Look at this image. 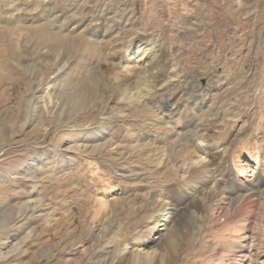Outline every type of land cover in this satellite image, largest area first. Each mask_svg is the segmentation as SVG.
Returning a JSON list of instances; mask_svg holds the SVG:
<instances>
[{
	"label": "rangeland",
	"instance_id": "obj_1",
	"mask_svg": "<svg viewBox=\"0 0 264 264\" xmlns=\"http://www.w3.org/2000/svg\"><path fill=\"white\" fill-rule=\"evenodd\" d=\"M136 37L155 40V63L170 81L123 106L113 100L117 65ZM54 51L56 61L47 55ZM201 93L213 101L194 124L198 134L170 135ZM48 94L56 105L43 110ZM232 111L247 135L227 152L228 166L237 167L264 133V0H0V251L24 240L0 264H115L109 240L146 238L147 216L170 197L173 174L195 168L187 157L192 140L227 133ZM103 126L106 139L84 141L86 151L67 145ZM214 155L207 149V159ZM244 167L238 179L250 175ZM103 196L106 211L97 216ZM187 209L174 220L185 224ZM206 217L199 247L208 251L205 233L215 220ZM183 243L171 264H190L194 243Z\"/></svg>",
	"mask_w": 264,
	"mask_h": 264
},
{
	"label": "bare ground",
	"instance_id": "obj_2",
	"mask_svg": "<svg viewBox=\"0 0 264 264\" xmlns=\"http://www.w3.org/2000/svg\"><path fill=\"white\" fill-rule=\"evenodd\" d=\"M47 15H44L41 19L48 22ZM97 19L99 20V18ZM85 21L86 23H84ZM87 22H89L88 18L80 24L87 26ZM103 23H105L104 20H102ZM53 35L55 34L53 33ZM75 37L79 38V36ZM154 41L153 39L147 40L136 37L129 44V49L125 50L126 52L122 56L123 63L117 65L121 70L122 77L113 87V90H116L113 97L114 102H118L123 106L140 103L144 98L149 97L170 81V76L166 77L167 69H163L162 66H157L155 63L153 54L156 43ZM49 52H47L48 57L56 61L59 54L55 51L54 53L51 52L52 54H49ZM55 61L51 64H55ZM133 66L137 68L134 69ZM164 78L165 80H163ZM39 82L43 83V86H41L43 89H48L49 80L41 75ZM199 97H201L200 101L192 100L191 105L193 103L198 104H194L193 108H190L193 112L185 117L183 125L180 122L174 124L172 129L167 128L170 135L178 136L179 132L183 130L184 132L189 131L193 136L198 134L194 124L199 121L201 116L206 114L209 104L213 101L212 96H207V93L205 95L201 93ZM69 101L71 107L74 106L71 100ZM54 105L56 104L48 94L47 100L42 101L43 107L41 108L45 110L47 106ZM71 107L68 106V109L70 110ZM176 108L177 113L180 110V113L184 112L177 106L171 109L174 111ZM227 116L228 120H233L232 125L225 127V129H228L227 133L217 132L211 143L207 140L204 141L202 136H200L199 142L192 140L195 148L193 152L191 151V154L187 153V157L190 160L188 162L189 167L195 166V168L186 177L184 175L178 177L173 174L170 179L173 181L170 197L166 201L161 200V205L157 206V210L152 211L147 216L146 238H135L128 241L127 238L122 237V234L112 235L113 237L109 240L107 246L114 249L115 264H171L173 259H177L173 256V252L185 251L186 243L183 242L184 239L186 241L188 238L192 239L194 243L190 264H259L258 261L264 257V138H261L264 137V133L258 136L254 135L255 140L260 141L258 147L255 145L254 150L247 149V152L240 153L241 157H238L243 160L244 157H247L239 163L242 165H239L240 167H230L226 160L229 148L239 143L243 137L246 138L247 135L245 134L246 130L242 131L245 125L241 124L242 121H237L240 116L236 112L232 111ZM161 124L164 125L165 123ZM106 129L103 126L97 133H90L88 134L89 137L76 141L75 144L69 141L67 145L74 151H86L88 145L84 141L98 143L105 140L107 136L103 131ZM136 137H139L140 140L144 136H134L133 140ZM168 137L169 135L161 136L160 142L164 144L169 140ZM184 138L186 137L184 136ZM207 149L215 153L213 160L207 159ZM161 164V159L156 162L157 166ZM244 166H249L247 170L249 169L250 175L248 178L238 179L246 171ZM232 168H236L235 172L237 171L239 174H235ZM223 186L228 187L224 190ZM198 193L201 194L199 197ZM220 193L222 194L220 200L223 203H217L218 194ZM224 194H227V196ZM109 195L113 197V193H109ZM106 199L105 196L98 198L94 210L95 215L104 214L108 202ZM30 205L35 208L38 202L32 201ZM186 208H188L186 212L190 214L191 218L187 216L188 219H185L187 221L185 224H183L182 215L180 216L181 219L174 220ZM210 214L214 218L215 221L212 220L215 224L210 222L209 233H205L209 238L207 241L211 242V245L207 247L209 250L205 251L199 247L203 243L200 226L209 219L206 216ZM221 218L223 219L222 222L220 221ZM219 223L221 224L218 225ZM23 243L24 240L15 243L11 247L13 249L8 252L0 251V260H4L8 255L16 252ZM261 264H264V260Z\"/></svg>",
	"mask_w": 264,
	"mask_h": 264
}]
</instances>
